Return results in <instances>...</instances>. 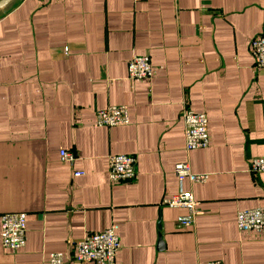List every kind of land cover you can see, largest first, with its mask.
Segmentation results:
<instances>
[{"label": "crops", "instance_id": "obj_1", "mask_svg": "<svg viewBox=\"0 0 264 264\" xmlns=\"http://www.w3.org/2000/svg\"><path fill=\"white\" fill-rule=\"evenodd\" d=\"M264 33V0H21L0 18V214H26V243L0 239V264H45L88 233L115 224L114 264H264V230L237 227L264 208V70L251 40ZM154 75L131 80V55ZM207 117L209 145L188 151L182 104ZM125 105V126L95 112ZM75 155L63 162L59 150ZM133 155L136 175L110 182L107 157ZM206 180L182 182L198 202L162 205L179 190L174 165ZM81 171L77 176L75 172ZM90 264V263H79Z\"/></svg>", "mask_w": 264, "mask_h": 264}, {"label": "built area", "instance_id": "obj_2", "mask_svg": "<svg viewBox=\"0 0 264 264\" xmlns=\"http://www.w3.org/2000/svg\"><path fill=\"white\" fill-rule=\"evenodd\" d=\"M250 51L254 57L255 67L264 70V33L254 37L250 43ZM150 57L146 54L130 56L127 62V76L131 80L150 79L154 74ZM129 110L125 105H110L99 108L95 112V125L98 127L125 126L129 122ZM182 125L184 126V143L188 151L204 148L209 145L207 117L203 112H196L186 103L182 104ZM60 160L71 164L75 155L61 148ZM107 177L110 182L130 181L136 175V162L133 155L112 154L107 157ZM251 173H264V154L253 157L250 162ZM81 171L74 173L75 176ZM174 175L178 180L179 190L172 197L162 200V205L169 207L186 208L187 214L177 218L181 228L193 225L198 214V202L190 191L182 190V182L188 179L190 183L205 181L206 175L193 174L187 161L177 162L174 165ZM26 214L24 212H8L0 214V239L2 246L7 250L16 251L26 243ZM237 227L243 231L264 230V208L239 210L236 219ZM113 224L96 233H88L71 245L73 254L70 261L77 264H114L119 252L120 241ZM67 261L62 252H53L48 255L45 264H64ZM206 264H224L221 260H211Z\"/></svg>", "mask_w": 264, "mask_h": 264}, {"label": "water", "instance_id": "obj_3", "mask_svg": "<svg viewBox=\"0 0 264 264\" xmlns=\"http://www.w3.org/2000/svg\"><path fill=\"white\" fill-rule=\"evenodd\" d=\"M21 0H0V18L12 10Z\"/></svg>", "mask_w": 264, "mask_h": 264}]
</instances>
